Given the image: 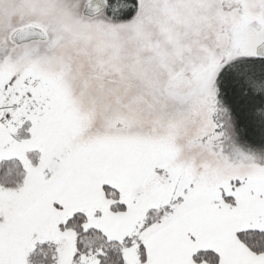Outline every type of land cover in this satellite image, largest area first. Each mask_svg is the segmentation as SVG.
<instances>
[{"label":"snow or ice","instance_id":"1","mask_svg":"<svg viewBox=\"0 0 264 264\" xmlns=\"http://www.w3.org/2000/svg\"><path fill=\"white\" fill-rule=\"evenodd\" d=\"M0 264H264V0H0Z\"/></svg>","mask_w":264,"mask_h":264}]
</instances>
